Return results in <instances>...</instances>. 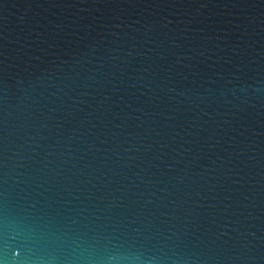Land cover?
I'll list each match as a JSON object with an SVG mask.
<instances>
[{
  "label": "water",
  "instance_id": "1",
  "mask_svg": "<svg viewBox=\"0 0 264 264\" xmlns=\"http://www.w3.org/2000/svg\"><path fill=\"white\" fill-rule=\"evenodd\" d=\"M0 264H264V0H0Z\"/></svg>",
  "mask_w": 264,
  "mask_h": 264
}]
</instances>
